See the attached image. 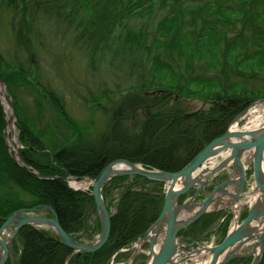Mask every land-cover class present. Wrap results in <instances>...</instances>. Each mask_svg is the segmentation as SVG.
I'll use <instances>...</instances> for the list:
<instances>
[{
	"label": "trees",
	"instance_id": "trees-1",
	"mask_svg": "<svg viewBox=\"0 0 264 264\" xmlns=\"http://www.w3.org/2000/svg\"><path fill=\"white\" fill-rule=\"evenodd\" d=\"M5 1L21 17L15 41L18 47L27 50L31 49L30 25L36 18H29L27 8L31 6L34 11L42 8L50 13L67 5L65 0ZM68 1L71 10L87 3L85 11L94 16L91 23L101 33L100 41L106 40L125 19L151 15L156 7H171L169 15L157 22L154 29L158 42L170 39L166 44L172 50L166 53L169 58L166 62L157 52L166 44L155 50L154 76L160 77L142 81L125 95L120 94L121 102L112 109L109 131L96 137L75 123L63 97L52 88L41 89L43 96L72 132L63 138L60 133L53 134L54 131L52 136L44 135L34 125V117L18 101L16 89L27 84L24 74L10 69L0 55V80L8 86L14 100L19 157L26 164L22 166L9 152L3 137L6 113L0 101V226L19 209L50 205L67 233L77 241L92 242L101 226L91 190L74 189L66 178H94L116 159H127L149 169L179 171L210 141L220 137L252 102L264 98V0ZM103 3L114 10L110 13L102 10ZM218 16L222 19H217ZM179 36L181 42L177 40ZM211 62L215 64L210 66L219 68L220 73L212 80L191 75L197 63ZM158 72L170 74L171 78ZM203 85L208 89L204 90ZM183 97L203 99L208 108L189 112L181 107ZM129 121L131 126L126 125ZM119 188L122 190L113 212L110 197ZM102 196L111 214V233L97 252L69 258L72 249L52 230L26 225L13 241L14 264H110L113 254L144 235L157 220L164 203V183L140 176L115 177L105 184ZM246 215L244 212L243 219ZM221 218L224 223L219 229L220 238L216 242L219 243L227 235L231 218L225 211L202 216L181 230L179 236L204 243ZM205 230L210 232L205 234ZM129 256V252L119 253L115 262ZM140 257L145 264V255ZM249 260L239 258L227 264H248ZM260 264H264V254Z\"/></svg>",
	"mask_w": 264,
	"mask_h": 264
},
{
	"label": "rangeland",
	"instance_id": "rangeland-1",
	"mask_svg": "<svg viewBox=\"0 0 264 264\" xmlns=\"http://www.w3.org/2000/svg\"><path fill=\"white\" fill-rule=\"evenodd\" d=\"M65 1L67 5L64 6L63 4L60 11H52L50 13L45 12L42 8H37L35 11L31 6L27 8L29 18L31 16L32 18L36 17L30 25L31 49L27 50L25 47H18L15 41L17 40L16 29L21 19L20 15L5 0H0V55L10 69L20 70L24 74L27 84H21L16 89L18 101L34 117V125L44 132V135L52 136L57 132L62 134L60 138H63V136L72 132L43 96L41 89L52 88L63 97L68 114L75 123L88 129L90 135L96 137L109 131L112 109L117 103L121 102L120 94L125 95L131 87L141 84L142 81L150 82L151 78L160 77L154 76L153 55L159 45L163 46L164 43H169L170 39L168 42H158V35L154 34V29L157 22L164 16L169 15L171 7H156L151 15L145 14L143 17L139 15L131 19H125V23L121 24L124 28L121 25H116V30L112 33L110 32L106 40L100 41L101 33L96 32V29L94 30L92 26L94 16L85 11L86 8L84 6H87V3L84 2L80 5L81 7H75V9L71 10V1ZM191 1L189 0V3ZM102 10L110 13L114 8L103 3ZM217 19H222V17L218 16ZM84 23L86 24L84 25ZM130 32H133L135 36H131ZM229 34L232 35L231 33ZM177 40H180V36ZM173 45L177 48L176 42ZM174 47L172 49L176 50ZM169 51L172 50L166 44L157 52L160 58L166 62L169 60L166 54ZM211 63H197L194 68L195 71L191 75H196L200 80H212L213 77L218 76L220 73L218 71L219 68L210 66L215 63ZM158 73L165 75L168 79L171 78L170 74ZM193 86L199 89L198 85ZM203 88L204 90L208 89L204 85ZM0 89H3L1 85ZM106 95L110 97L106 98ZM0 101L5 113H10V107L2 90L0 92ZM181 102V107L189 112L208 108V104L199 98L183 97ZM258 109L260 110L261 106H254L251 109L253 110L252 114H250V110L249 114L239 122L238 127L247 124L249 120L253 119L254 115L261 113L258 112ZM15 125L16 120L13 122L14 130H9L6 137H8L9 143L15 149H18L20 146L19 131ZM126 125L131 126V121L127 122ZM52 132L53 134H51ZM15 134L17 139H15ZM9 152L15 156L13 151L9 150ZM221 157L214 158L209 164L218 162ZM246 164L248 166L247 181L241 203L238 205L239 220H242L243 212L247 211L249 208L248 203L252 201L253 197L252 163L247 160ZM228 173L229 169L219 173L214 178L211 187L221 182ZM77 182H82L84 186L81 188L75 187L71 181L68 184L74 189H81L85 192L92 191L88 181L78 180ZM148 186V188H151L150 185ZM121 190V188L115 189L111 194L109 203L113 212ZM209 190L210 188L207 189L208 192ZM203 197L204 195L199 196L197 201L202 200ZM227 210L220 211L227 212ZM94 218L95 216L93 215L92 219ZM217 222L211 232L210 230L203 232L205 234L210 232L205 243L217 244L216 242L220 238L219 229L224 223L223 218ZM233 224L234 218L231 216L228 229ZM201 234L202 232L199 233L200 236H202ZM247 258L251 259L249 262L252 261V256ZM119 262L128 264V259H121ZM142 262L143 259L139 255L135 257L131 264H142ZM249 262L248 264H250Z\"/></svg>",
	"mask_w": 264,
	"mask_h": 264
},
{
	"label": "water",
	"instance_id": "water-1",
	"mask_svg": "<svg viewBox=\"0 0 264 264\" xmlns=\"http://www.w3.org/2000/svg\"><path fill=\"white\" fill-rule=\"evenodd\" d=\"M0 84L10 107V113L6 114L5 142L9 150L13 151L17 161L22 166H26L19 157L18 149H14L6 137L9 132L8 125L16 120V113L7 85L1 80ZM258 105L264 106V98L252 102L248 108L234 118L220 137L210 141L179 171L149 169L127 159H116L104 166L94 178L67 177L66 181L69 184L73 180H85L92 187L91 195L94 198L101 226L97 238L90 243L77 241L63 229L56 211L50 205L19 209L4 219L0 226V264L8 261L10 264L15 263L13 241L18 231L26 225L52 230L66 246L72 249L69 258L87 252H97L106 244L111 233V214L102 196L103 188L112 178L120 176H140L147 180L164 183L162 211L157 220L134 244L136 251L133 256L137 254L141 246L147 244L146 264H184L186 261L227 264L231 260L251 256L250 264H260L264 254V120L253 127L248 125L250 122L238 127L239 122L249 114L254 106ZM235 124L236 128L233 127ZM221 155L222 159L210 166L209 163ZM247 160L252 163L253 196L256 197L248 203L247 215L239 222V215L236 211L246 185ZM228 169L227 178L216 184L202 201H196L199 196L203 195L204 189L208 188L211 182L213 183L214 178L221 171ZM191 190L194 193L181 202V198ZM222 209L230 210L234 224L221 242L206 245L200 241L187 242L181 239L179 236L181 230L202 216ZM46 212H50L51 216L45 215ZM243 249L247 252H243Z\"/></svg>",
	"mask_w": 264,
	"mask_h": 264
},
{
	"label": "bare ground",
	"instance_id": "bare-ground-1",
	"mask_svg": "<svg viewBox=\"0 0 264 264\" xmlns=\"http://www.w3.org/2000/svg\"><path fill=\"white\" fill-rule=\"evenodd\" d=\"M1 85V84H0ZM1 90H2V92H3V89H0V92H1ZM259 110V109H258ZM252 111L253 110H251V113L250 114H252ZM258 112H261V113H259V114H256V115H254V117H253V119H251V120H249V124L248 125H250V127H253V126H256L257 124H259L260 122L262 123V121L264 120V106L263 107H261V109L258 111ZM234 128H236V124L233 126ZM9 130H14V126H13V121H11L10 122V124L8 125V131ZM15 139H17L16 138V134H15ZM13 147V146H12ZM14 149H15V147H13ZM86 182V181H85ZM71 183H72V185L73 186H75V187H83L84 186V184H82V182L80 183V182H77V181H71ZM212 186V182H211V185L208 187V188H205L204 189V193H203V195H204V197L212 190V188L215 186H213V187H211ZM210 188V190H209V192L207 191V189H209ZM208 192V193H207ZM190 193H192L191 191H190ZM255 197L256 196H253L252 197V200H254L255 199ZM202 201V200H201ZM237 214L239 215V208L237 209ZM141 237V236H140ZM139 238V237H138ZM138 238L137 239H135L134 241H132L131 243H130V245H129V247H131L132 249H134L135 251H136V249L133 247L134 246V244H136L137 243V240H138ZM185 241H187V242H192V241H188V240H185ZM143 246H145V245H143ZM143 246H141L140 247V249H142L143 248ZM140 249L137 251V252H139L140 251Z\"/></svg>",
	"mask_w": 264,
	"mask_h": 264
},
{
	"label": "flooded vegetation",
	"instance_id": "flooded-vegetation-1",
	"mask_svg": "<svg viewBox=\"0 0 264 264\" xmlns=\"http://www.w3.org/2000/svg\"><path fill=\"white\" fill-rule=\"evenodd\" d=\"M225 171V170H224ZM223 171H221V173H222ZM225 178H227V176L225 177ZM225 178H223V180L222 181H224L225 180ZM221 181V182H222ZM220 183V182H219ZM194 190V189H193ZM192 190V191H193ZM194 192V191H193ZM193 192L192 193H187L186 195H185V199H182V201H185L186 199H188L192 194H193ZM205 195V194H204ZM184 198V197H183ZM198 199H196V201H197ZM181 201V202H182ZM246 213H247V211H245ZM227 213H229V211H227ZM244 213V212H243ZM232 216V215H231ZM242 220H243V218H242ZM242 220H239V217H238V221L239 222H241ZM181 239L182 240H188V241H194V240H192V239H190V238H184V237H181ZM243 251H246L247 252V250L246 249H243Z\"/></svg>",
	"mask_w": 264,
	"mask_h": 264
},
{
	"label": "crops",
	"instance_id": "crops-1",
	"mask_svg": "<svg viewBox=\"0 0 264 264\" xmlns=\"http://www.w3.org/2000/svg\"><path fill=\"white\" fill-rule=\"evenodd\" d=\"M188 263H194V264H195V262H192V261H191V262H190V261H188Z\"/></svg>",
	"mask_w": 264,
	"mask_h": 264
}]
</instances>
